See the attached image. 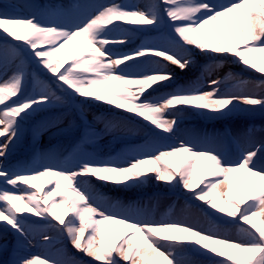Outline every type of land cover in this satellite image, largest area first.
Wrapping results in <instances>:
<instances>
[{"label": "snow or ice", "instance_id": "1", "mask_svg": "<svg viewBox=\"0 0 264 264\" xmlns=\"http://www.w3.org/2000/svg\"><path fill=\"white\" fill-rule=\"evenodd\" d=\"M28 8L27 15L0 13V35L19 42L0 48V225L18 237L9 264H79L71 257L51 261L19 254L20 241L31 244L34 229L28 221L33 217L38 218L33 224L43 221L45 227L58 228L75 250L97 264H181L176 253L185 249L211 264H264V166L256 164L264 145L245 148L235 159L211 147L213 140L206 135L154 146L157 138L175 136L185 112L209 118L237 110L264 113V78L257 82L231 73L224 80L204 78L222 66L215 62L217 56L232 57L264 77V0H159L146 8L118 0H82L67 8ZM165 27L169 31L157 42L129 52L113 50L128 43L131 31ZM193 50L213 61L203 66L201 75L158 97L148 95L175 79L169 65L181 72L193 65ZM22 55L51 83L41 80L39 91L24 94V61L10 67ZM153 63L157 67H148ZM228 80L236 82L222 90ZM95 102L147 122L150 141L108 157L81 147L63 159L37 152L29 167H5L2 160L30 116L54 104L83 113L85 105ZM116 127L108 120L104 131ZM96 135L86 128L82 143ZM195 140L201 141L199 146ZM197 163L203 172H197ZM93 179L123 188L150 179L180 186L234 225L241 238L205 231L182 219H152L145 205L110 201L96 190ZM109 224L116 227L110 230ZM42 239L49 242L51 237L42 234Z\"/></svg>", "mask_w": 264, "mask_h": 264}, {"label": "rangeland", "instance_id": "2", "mask_svg": "<svg viewBox=\"0 0 264 264\" xmlns=\"http://www.w3.org/2000/svg\"><path fill=\"white\" fill-rule=\"evenodd\" d=\"M17 1L4 0L2 2H4L5 5L0 2V6H3L9 13L14 14H16V7L14 3H19L20 5L17 4L18 7H21V5L28 7L25 5L23 0ZM41 1L42 0H40V3ZM43 1L47 2L49 0ZM79 2H82V0H73L71 3L76 4ZM92 2L107 3L109 0H92ZM118 2L125 3L130 6L146 8L153 3H158L159 0H118ZM214 2L220 3L223 2V0H214ZM64 4L65 3H62V5ZM70 5L68 4L64 7L67 8ZM6 11L0 10V13H6ZM29 12L30 11H26L27 14ZM123 27L124 29L132 28L130 25H124ZM119 31L120 30L118 29L117 32ZM168 31L169 30L166 27L160 30L152 31H131L128 33V43L116 45L113 47V50L117 52H129L139 47L141 44L159 41L161 36L167 34ZM18 43L19 42L14 41L11 38L0 36V48H7L10 45H17ZM193 59V65H191L184 72H181L175 66L169 65L167 70L174 74L175 79L166 87L157 88L155 92L149 90L148 95L152 97H158V95L171 90L176 85L185 84L190 80L196 79L201 75L203 66L213 62L211 57L201 55L196 50H193ZM20 60L24 61L23 68L26 67V70L24 71L25 84L27 83V86L24 89V94H31L33 91H39V81L41 80L45 81L46 83H51V81L48 79V76L37 70L35 63L30 57L22 55L20 59L16 60L10 67L19 65ZM215 62L222 66L215 67L210 75L205 73V80L217 78L224 80L221 75L227 70H230L229 73L237 77L253 76L257 81L264 78L261 76V74L246 69L243 65L237 63L232 57L217 56ZM148 67H157V65L153 63L148 65ZM221 86L224 87L223 84ZM205 90H208L206 83ZM222 90H227V88L224 87ZM260 91L261 89H259L257 92ZM57 95H61L60 91L58 90ZM82 115L83 119L81 118ZM180 118L182 119V123L179 124L175 136L171 139L157 138V142H155L154 145L155 147L178 143L177 138L192 140L194 135L200 137H202V135H210L207 131L193 133L192 131H186L183 129L185 125L184 123H188L191 126L198 124V127H202L204 130L209 128L212 122L205 120L200 115V113L189 111L183 113ZM236 119L237 118L232 116V118L219 121V123L216 122L215 124H217V129H222L225 134L222 133L218 136H213V142L210 144V146L215 148L217 151L226 154L229 159H235L238 157L245 148L254 145H264V128L260 127H257L254 130L253 127L248 129V127L241 125V134L238 135L236 139H234L230 131V123H236L238 121ZM249 119H251V122L256 120L253 116L249 117ZM108 120H113V122L117 123V127L110 132L104 131L105 123ZM227 121H230V123L227 124ZM146 123L147 122H143L140 118H132V114L115 109L114 107L102 102H95L85 105L83 113H81L78 109H73L58 104V107L35 113L23 122V134L16 144L10 148L8 156L4 158L2 162L5 167H29L31 166V161L34 159V156L37 152H53L56 155L61 153V157L63 159L65 157H69L77 147H81L89 152H95L101 157H108L110 155H114L116 152L138 148L144 145L146 142H149L150 138L145 135L144 125ZM40 125H43V127H41L39 132L34 136V129ZM86 128L97 133L90 143H82ZM60 129L65 130L64 133L66 135L63 134V137L58 136L60 134L57 132ZM255 132H258V134L252 140L251 138ZM165 137H167V134H165ZM245 137L249 138L247 143L243 142ZM215 139H217V141H215ZM68 141L69 144L66 149H64L62 152L59 151L60 148ZM194 142L197 143L198 146L201 143L199 140H195ZM231 146H233V150L230 149ZM261 153L263 152L258 154L259 157ZM256 164L257 167L264 166V157L262 159L258 158ZM196 168L197 172L204 171V167L200 163H197ZM92 184L99 193L103 194V196L107 197L110 201L120 202L123 204L137 202L147 206L150 218L156 220L182 219L186 222H191L192 220H197L199 222L202 219L200 217L199 219L195 218L196 216L194 212H205V204L198 201L194 202V210H185L184 207L183 210L181 206L178 207L174 205L176 203V199H174L175 195L184 194L186 198L189 196V194H186V190H183L182 187L177 186L176 188H173L172 192H170L171 189H168V186H166L163 182H157L154 179L147 180L142 185L128 188L118 187L112 184H104L103 182L96 181L95 179L92 180ZM235 190H238V185L236 184ZM159 196L164 198V201H162V205L161 203L158 205V209L153 208L154 205L152 201ZM171 200L172 203L168 206L167 210L165 203L170 202ZM174 206L176 209H174ZM170 212H172V215H168ZM36 220H38V218L33 217L32 220L28 221L29 224H32L34 229L28 237V239L31 240V244L27 243L26 241H20V243L23 245L19 253L20 255H38L41 257L50 258L51 261L62 260L71 257L81 262H87L89 264L95 263V261H93L91 258L75 250L66 239V234H61L58 228H54L50 225L45 227L44 225L46 222L43 221L33 224V221ZM216 221L221 222V219L217 218ZM53 223L55 222L53 221ZM107 227L112 230L116 226L109 224ZM42 234L49 235L51 240L49 242H45L42 239ZM17 243L18 237L16 234L0 225V264H9V262L13 259V248L17 245ZM184 251L186 254L207 261V259L197 255L194 251L187 249ZM121 264H123V262H121Z\"/></svg>", "mask_w": 264, "mask_h": 264}, {"label": "trees", "instance_id": "3", "mask_svg": "<svg viewBox=\"0 0 264 264\" xmlns=\"http://www.w3.org/2000/svg\"><path fill=\"white\" fill-rule=\"evenodd\" d=\"M2 1H4V0H0V2H2ZM11 1H14V0H11ZM23 1H24L26 6H28V5H38L39 4L38 0H23ZM51 2H53V4H57V5H62V3H65L62 6H66L68 4L69 5L70 4L73 5L70 0H51ZM2 4L5 5L4 2H2ZM17 4L20 5L19 3H17ZM17 4L14 3V5L16 7L15 8L16 9L15 10L16 14L27 15L26 11H30V9L28 7H24L23 5H21V7H18ZM0 10H5L6 11V9L3 6H0ZM6 13L7 14H14V13H9L8 11H6ZM0 36L1 37H5L4 35H0ZM229 71L230 70L225 71L221 75V77L225 78L229 74ZM244 80L257 81L254 78H247L246 79L245 77H244ZM235 82L236 81H233V80L226 81L225 82V88H230ZM223 88L224 87L221 86V89H223ZM258 90L259 89H256V91H258ZM55 107H58V104L50 105L44 110L52 109V108H55ZM241 107H243V106H241ZM37 113H39V112H37ZM201 116L205 120L212 122V124H210V127L207 128V131L210 132L209 137L212 138V139H213V136H218L219 135V129H217V124H215V123L219 122L220 120L226 119V118H232V116H234L235 118H237L236 120H238L234 124L230 123L231 120L227 121V124H229V123L231 124L230 131H232V133L241 134L240 133V129H241L240 126L241 125H243L245 127H248V129H251L253 127L254 130L257 127L264 128V113H261L260 111L245 112V111L237 110V111H234L233 113H231L229 115H225L223 117H214V118H209L208 116L203 115V114H201ZM252 116L255 117V119H256L252 123H250L247 118H244V117H252ZM181 123H182V119L180 118L179 124H181ZM184 124L185 125H184L183 129L186 130V131L189 130V131H192L193 133L194 132H202L203 131L202 130L203 128L202 127H198V124H195L194 126H190L189 124H186V123H184ZM64 131H65L64 129H60L57 133H59L60 136H62L63 134H65ZM257 134H258V132H255L253 134L252 138L251 137L250 138L253 140L256 137ZM203 136L204 135H202V137ZM248 139L249 138L245 137L244 141L247 143ZM215 141H217V139H215ZM263 157H264V152L261 153L259 159H262ZM130 187H132V186H130ZM168 189H171L170 192H172V190H173V188H170V187H168ZM234 189H235V183H234ZM170 192H168V193H170ZM160 195H162V194H160ZM174 199H176V203L174 205H176L178 207L181 206L182 209L184 207L185 210H187V209L188 210H194V208H193V206L195 205L194 202L198 201V200L192 199L190 194H189V196L187 198L184 196V194L175 195ZM162 201H164V198H162L161 196H159L158 198L154 199L152 201V203L154 205L153 208L158 209V207H159L158 205H160V203L162 205ZM198 202H200V201H198ZM155 203H156V206H155ZM171 203H172V200L170 202H166L165 203L166 208H168V206ZM201 203H203V202H201ZM204 208H205V210H204L205 212H194L193 211L195 216H196L195 218L199 219V217H200L202 219L201 221L198 222L197 220H192L191 222H188V223L194 224L198 228L203 229L205 231H213V230L219 231L221 234L228 235V236L232 237L233 239H240L241 238V236L237 232V229H236L235 226H233L232 224H226L222 220H221V222H217L216 221V218L220 217L221 214L214 213V210L210 209L207 205H205ZM174 209H176L175 206H174ZM169 215H172V212H170ZM217 226H219V227H217ZM184 253H185L184 250L183 251H177V253H176L178 259L181 260V264H189L190 261H199V264H211V261H209V260L204 261L201 258H197L195 256L186 255ZM76 261H78V260H76ZM78 262H79V264H88V263L81 262V261H78Z\"/></svg>", "mask_w": 264, "mask_h": 264}]
</instances>
